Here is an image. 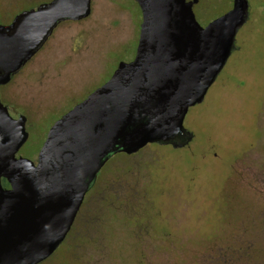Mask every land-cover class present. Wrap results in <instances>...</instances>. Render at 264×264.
<instances>
[{
    "label": "rangeland",
    "instance_id": "1",
    "mask_svg": "<svg viewBox=\"0 0 264 264\" xmlns=\"http://www.w3.org/2000/svg\"><path fill=\"white\" fill-rule=\"evenodd\" d=\"M231 3L200 0L193 12L205 24ZM248 12L235 50L184 117L187 148L113 154L96 177L114 183L113 207L106 188L87 236L38 264H264V0H248ZM140 22L135 0H92L86 19L58 25L3 88L16 108L30 104L23 157L36 161L53 122L134 57Z\"/></svg>",
    "mask_w": 264,
    "mask_h": 264
},
{
    "label": "water",
    "instance_id": "2",
    "mask_svg": "<svg viewBox=\"0 0 264 264\" xmlns=\"http://www.w3.org/2000/svg\"><path fill=\"white\" fill-rule=\"evenodd\" d=\"M141 22L134 57L49 127L36 161L16 153L28 138L26 117L0 102V264H38L69 231L97 173L115 153L148 143L181 147L183 125L235 48L248 0L205 26L197 0H135ZM91 12V0H51L0 25V85L6 84L50 37L58 23ZM5 179L8 186L2 184Z\"/></svg>",
    "mask_w": 264,
    "mask_h": 264
},
{
    "label": "flooded vegetation",
    "instance_id": "3",
    "mask_svg": "<svg viewBox=\"0 0 264 264\" xmlns=\"http://www.w3.org/2000/svg\"><path fill=\"white\" fill-rule=\"evenodd\" d=\"M51 0H40V1H37V2H34V1H30V0H23V1H19V0H6L5 3L3 0H0V3H3L4 7H3V10L0 12V25H9L11 24V22L13 21V19L15 18V16L17 14H19L20 12L24 11V10H29V9H32V8H36V6H38L39 4L43 3V2H49ZM186 1H190V0H186ZM200 0H197L193 5H192V10L194 8V6L196 4L199 3ZM233 1V0H232ZM8 5H11V6H8ZM11 7H13L15 10H9ZM91 7H92V0H91ZM232 7V3H231V6L229 7V9ZM11 11V13L9 14V11ZM228 9V10H229ZM91 13V12H90ZM90 15V14H89ZM88 15V16H89ZM195 15V14H194ZM87 16V17H88ZM220 16V15H219ZM87 17L85 18H82V19H79V20H65V21H62L60 23H58V25H61L62 23L64 22H68V21H72V22H75V21H81V20H84L86 19ZM218 17V16H217ZM196 18V17H195ZM216 18V17H215ZM214 19V18H213ZM213 19H210L208 20L205 24H200L202 26H205L208 22H210L211 20ZM197 20V19H196ZM58 25L56 27H58ZM56 27L54 28V30L56 29ZM53 30V31H54ZM53 33V32H52ZM52 35V34H51ZM50 35V36H51ZM49 39V38H48ZM48 39L45 41V43L43 44V46L40 48L42 49L44 47V45L46 44V42L48 41ZM40 49L38 50V52L40 51ZM235 50V48H234ZM233 50V51H234ZM232 51V52H233ZM231 55V54H230ZM35 56V54H34ZM32 56L30 58V60H28L23 66L22 68L16 73L14 74L10 81L7 82L6 84H3V85H0V102L4 105L7 106V109H8V112L9 114L11 115L10 113V110L9 108H11V110L15 113V115H11L12 117H18L20 114H23L25 115L26 117V123L25 125H27L28 123V110L30 109L29 108V103L27 105V107L25 109H18L16 108L14 105H11V102L8 101L7 99L4 98V93H3V88L6 87L7 85H9L11 83V81L13 80V78L18 75L23 69L24 67L31 61V59L34 57ZM227 62V61H226ZM224 67V66H223ZM222 70V69H221ZM220 73V72H219ZM218 76V75H217ZM215 81V80H214ZM212 85V84H211ZM210 85V86H211ZM193 139V138H192ZM192 139L187 142L185 145L181 146V147H173V148H187V145H189V143L192 141ZM149 144V143H148ZM147 145V144H146ZM145 145V146H146ZM170 145V144H169ZM144 146V147H145ZM22 147V146H21ZM142 149V148H141ZM139 151V150H138ZM136 153V152H135ZM134 154V153H133ZM16 156H22L20 153H19V150L18 152L16 153ZM105 164V163H104ZM103 167V166H102ZM101 167V168H102ZM100 168V169H101ZM241 176H242V172H240V182H241ZM97 177V176H96ZM99 181H100V177L96 178L94 184L92 185V187L86 192L84 198H83V201L79 207V209L77 210L76 212V215H75V218L72 222V225L69 229V231L67 232L65 238L63 239L62 242H65L67 243V245H69L70 247L72 246L71 244L73 243L74 246H78L79 243H77L82 237L84 236H87V233L88 231H91L93 228H94V216L95 214L97 213V201L99 202L101 198H103V190L106 189L107 191V203L108 201L109 204H106V202H101V204H106L108 207H113L114 205V195H115V190L113 189V186H111L112 184H114L113 182L110 183L108 185V182H105L107 183V186L103 184L102 187H99ZM133 181V180H132ZM130 180V182H132ZM111 182V181H110ZM138 183V181H133V183H128L126 181V184L123 185V187L130 190V189H134V186H135V183ZM113 189V190H112ZM258 200V199H257ZM96 212V213H95ZM253 220H255V223L254 225H257L258 223L256 222L257 219L253 218ZM238 241H242V240H238ZM61 242V243H62ZM71 244H70V243ZM246 248V247H245ZM71 249V248H70ZM248 252V251H247ZM70 253H74L73 249L70 250ZM247 254V253H246ZM243 258V257H242ZM241 258V259H242ZM228 264V263H227Z\"/></svg>",
    "mask_w": 264,
    "mask_h": 264
}]
</instances>
